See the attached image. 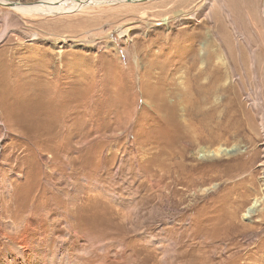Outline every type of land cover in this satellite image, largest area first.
Wrapping results in <instances>:
<instances>
[{"label": "rangeland", "instance_id": "rangeland-1", "mask_svg": "<svg viewBox=\"0 0 264 264\" xmlns=\"http://www.w3.org/2000/svg\"><path fill=\"white\" fill-rule=\"evenodd\" d=\"M11 1L0 264H264V0Z\"/></svg>", "mask_w": 264, "mask_h": 264}, {"label": "bare ground", "instance_id": "bare-ground-1", "mask_svg": "<svg viewBox=\"0 0 264 264\" xmlns=\"http://www.w3.org/2000/svg\"><path fill=\"white\" fill-rule=\"evenodd\" d=\"M8 0H0L1 4H5L7 3ZM65 0H45V1H38V2H34V3H21L19 1L13 2L11 1L10 7L12 9H14L17 12H22V13H31V14H44L47 12H59V11H68L71 10L73 7H78L79 9H83L86 6H94V5H98V4H102L103 2H108V1H112V0H75V2L72 0V2H68L67 4L69 5L68 7L65 8L64 2ZM77 1V2H76ZM113 1H120L122 2L123 0H113ZM129 1H136V0H129ZM111 4V3H110ZM6 5V4H5ZM78 9V10H79ZM58 14V13H57ZM228 149H232V147L230 148H225L224 146L221 148H217V149H213V150H201V154L200 156H213L214 154L217 153H227ZM253 203L252 205H250L248 208H246V214H249L250 212H252V208H253Z\"/></svg>", "mask_w": 264, "mask_h": 264}, {"label": "water", "instance_id": "water-1", "mask_svg": "<svg viewBox=\"0 0 264 264\" xmlns=\"http://www.w3.org/2000/svg\"><path fill=\"white\" fill-rule=\"evenodd\" d=\"M126 2H128L129 0H125ZM118 2H120V1H118ZM130 2V1H129ZM234 151H231V152H229V153H233Z\"/></svg>", "mask_w": 264, "mask_h": 264}]
</instances>
